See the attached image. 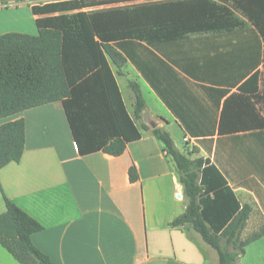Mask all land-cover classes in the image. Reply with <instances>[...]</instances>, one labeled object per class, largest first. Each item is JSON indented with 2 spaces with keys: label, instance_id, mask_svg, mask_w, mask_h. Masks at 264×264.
Segmentation results:
<instances>
[{
  "label": "crops",
  "instance_id": "obj_1",
  "mask_svg": "<svg viewBox=\"0 0 264 264\" xmlns=\"http://www.w3.org/2000/svg\"><path fill=\"white\" fill-rule=\"evenodd\" d=\"M62 1L70 0H0V36H38L37 19L112 8L134 9L133 24L123 31L180 36L152 37L150 44L135 39L143 49L135 48L133 56L149 61L161 95L131 60L120 74L112 65L141 135L120 156L80 154L61 102L0 120V127L25 122L21 161L0 170V214L6 198L40 223L43 230L32 242L55 264H219L197 234L171 226L187 200L176 165L153 131L168 132L190 159L215 165L240 205L252 208L242 238L264 227V39L239 6L246 0H135L33 13L34 6ZM132 82L146 102L140 120ZM185 137L192 142L186 145ZM0 264L20 263L0 245ZM237 264H264V236L246 247Z\"/></svg>",
  "mask_w": 264,
  "mask_h": 264
},
{
  "label": "trees",
  "instance_id": "obj_2",
  "mask_svg": "<svg viewBox=\"0 0 264 264\" xmlns=\"http://www.w3.org/2000/svg\"><path fill=\"white\" fill-rule=\"evenodd\" d=\"M128 1L135 0L62 1L34 6L33 13H63ZM239 6L248 12L249 20L264 39V0H246ZM254 7L259 11L253 15L249 9ZM133 22V8L80 11L37 19L38 36L1 35L0 120L61 102L80 154L102 151L112 156L122 155L127 144L140 139L141 135L126 111L112 65L120 74L131 60L161 95L151 78L149 61H145L144 56L138 63L133 56L135 48L143 49L135 39L150 44L152 37L159 41L180 36L123 31V26ZM163 65L167 69L166 64ZM130 87L135 97V118L140 120L146 102L137 83L132 82ZM142 128L148 130L146 126ZM153 134L174 161L187 200L186 211L172 221L171 226L197 234L216 251L219 264H237L246 247L264 236L262 227L242 238L252 208L240 205L215 165L203 158L190 159L176 148L165 130L157 128ZM24 149V120L3 124L0 127V170L19 163ZM129 175L132 182L138 180L135 168H131ZM5 203L6 211L0 214V245L20 264H55L32 242V236L43 230L42 225L6 198Z\"/></svg>",
  "mask_w": 264,
  "mask_h": 264
},
{
  "label": "built area",
  "instance_id": "obj_3",
  "mask_svg": "<svg viewBox=\"0 0 264 264\" xmlns=\"http://www.w3.org/2000/svg\"><path fill=\"white\" fill-rule=\"evenodd\" d=\"M183 140H184L183 142H184L186 145H188L189 143L192 142L191 139H190L189 137H185Z\"/></svg>",
  "mask_w": 264,
  "mask_h": 264
},
{
  "label": "rangeland",
  "instance_id": "obj_4",
  "mask_svg": "<svg viewBox=\"0 0 264 264\" xmlns=\"http://www.w3.org/2000/svg\"><path fill=\"white\" fill-rule=\"evenodd\" d=\"M125 91L127 92L128 90H125ZM144 94L147 95L146 91L144 92ZM245 234H248V232H245ZM245 236H246V235H245Z\"/></svg>",
  "mask_w": 264,
  "mask_h": 264
}]
</instances>
